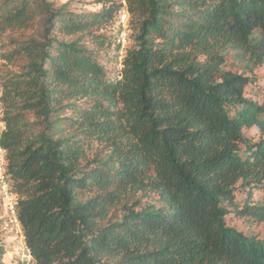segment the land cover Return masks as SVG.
<instances>
[{"label":"trees","instance_id":"16d2710c","mask_svg":"<svg viewBox=\"0 0 264 264\" xmlns=\"http://www.w3.org/2000/svg\"><path fill=\"white\" fill-rule=\"evenodd\" d=\"M96 4L0 0V34L18 36L2 55L18 70L0 77L5 178L30 257L16 264H264V237L226 223L264 221L235 203L239 187L264 192V104L246 95L264 63V0Z\"/></svg>","mask_w":264,"mask_h":264},{"label":"rangeland","instance_id":"374dc122","mask_svg":"<svg viewBox=\"0 0 264 264\" xmlns=\"http://www.w3.org/2000/svg\"><path fill=\"white\" fill-rule=\"evenodd\" d=\"M53 2L55 7L67 4V6L76 13H85L88 11H95L99 8L96 4V0H49ZM130 18L128 16V28L130 32ZM128 32V33H129ZM18 36L13 32H6L0 34V77H4L7 74L17 71L18 68L15 65L9 64L2 59V55L8 53L13 49V40ZM132 43L130 39L129 45ZM128 44V42H127ZM111 50H108V52ZM104 58L103 63H107V58ZM226 65L223 66L222 71L230 68L231 56L226 55ZM106 66L112 72L115 71V66L112 63H107ZM234 72H241L242 69L238 66L233 68ZM249 75V74H248ZM246 95L257 101L259 105L264 104V63L258 66L252 73V82L250 88L247 89ZM254 134V131L248 132V135ZM257 140L255 136L253 142ZM13 194V188H10ZM18 198V196H17ZM11 202L4 196L0 187V245L4 249V255L2 261L6 264H16L29 261L27 250L23 243L21 229L19 223L15 217V210H12ZM235 203L237 210L246 203L248 206H259L264 208V192L261 189H255L252 191L251 197L248 198L247 190L239 187L236 190ZM226 223L228 226L235 228L243 234L251 236L264 237V221L258 222L256 220L242 217L236 212H230L226 216Z\"/></svg>","mask_w":264,"mask_h":264},{"label":"built area","instance_id":"2783aa9c","mask_svg":"<svg viewBox=\"0 0 264 264\" xmlns=\"http://www.w3.org/2000/svg\"><path fill=\"white\" fill-rule=\"evenodd\" d=\"M127 23H128V14L125 10H122L119 15V19L117 21L116 42L119 46L116 51L117 69H119L121 66V61L125 55V49L128 42L129 28ZM2 113H3V106L0 102V134L4 129V123L1 120ZM5 155H6L5 150L0 146V187L1 190L3 191L4 196L8 198L9 202H11L10 205L12 210H14V207L17 203V195L11 192L9 184L7 183L5 178V170H4L6 166Z\"/></svg>","mask_w":264,"mask_h":264}]
</instances>
